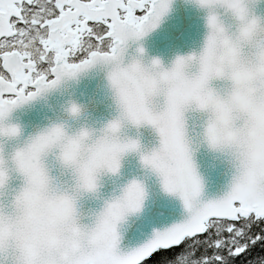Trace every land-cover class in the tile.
Returning a JSON list of instances; mask_svg holds the SVG:
<instances>
[{"label":"snow or ice","instance_id":"1","mask_svg":"<svg viewBox=\"0 0 264 264\" xmlns=\"http://www.w3.org/2000/svg\"><path fill=\"white\" fill-rule=\"evenodd\" d=\"M258 246L264 0H0V264Z\"/></svg>","mask_w":264,"mask_h":264},{"label":"trees","instance_id":"2","mask_svg":"<svg viewBox=\"0 0 264 264\" xmlns=\"http://www.w3.org/2000/svg\"><path fill=\"white\" fill-rule=\"evenodd\" d=\"M164 255H170V253L168 254L162 253L160 254V256L155 257L154 260L160 259L161 256H164ZM262 256H264V251H262L261 247L258 246L256 249L250 252L247 256L242 257L239 264H244V261H251L252 264H256V262H258ZM149 264H152V262L150 261Z\"/></svg>","mask_w":264,"mask_h":264},{"label":"water","instance_id":"3","mask_svg":"<svg viewBox=\"0 0 264 264\" xmlns=\"http://www.w3.org/2000/svg\"><path fill=\"white\" fill-rule=\"evenodd\" d=\"M151 45H152V41L149 40V48H150V50H151Z\"/></svg>","mask_w":264,"mask_h":264}]
</instances>
